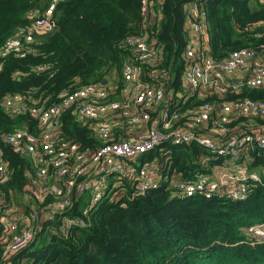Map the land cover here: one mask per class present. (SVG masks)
<instances>
[{"label":"trees","instance_id":"16d2710c","mask_svg":"<svg viewBox=\"0 0 264 264\" xmlns=\"http://www.w3.org/2000/svg\"><path fill=\"white\" fill-rule=\"evenodd\" d=\"M192 1L160 0L152 10L160 16L149 12L145 23L140 12L142 0H60L53 12L54 29L39 37L37 51L24 58L5 59L0 70V151L9 177L0 191L10 205L17 206L18 194L28 195L32 168L29 159L15 153L3 137L18 129L35 132L36 120L28 110L10 113L3 106V97L17 93L29 106H49L58 102L65 90L106 81L112 85L109 99H113L125 82L122 66L130 59V51L124 39L132 34L144 37L159 55L156 65L143 66L144 80L163 83L166 90L174 86L182 91L184 52L192 37L188 23ZM195 2L206 11L209 55L214 60L244 47L257 50L264 43V27L250 28L264 22L261 0ZM48 3L0 0V45L18 27L33 21L31 12L41 13ZM258 30L262 31L259 37L255 35ZM39 65L48 68L38 72ZM228 97L264 100V86L243 88ZM184 99L181 109L212 97L187 93ZM57 136L82 149L95 150L101 145L92 123L80 119L72 108L59 115ZM160 147L163 153L155 148L134 161L138 164L156 158L153 163L161 175L160 187L134 196L130 182L123 179L114 188L115 180L109 179L105 196L90 210L84 225L61 232L63 219L78 215L85 205L78 196L67 212L51 219L47 218L50 213L39 214L34 238L25 248L3 259L0 244V264H264V241L249 233L251 227L264 226V182L242 200L220 193L174 196L168 185L172 176L188 180L198 172L211 175L212 166L219 161L204 164L201 158L208 151L196 142H166ZM27 205L29 212L31 202Z\"/></svg>","mask_w":264,"mask_h":264},{"label":"built area","instance_id":"2783aa9c","mask_svg":"<svg viewBox=\"0 0 264 264\" xmlns=\"http://www.w3.org/2000/svg\"><path fill=\"white\" fill-rule=\"evenodd\" d=\"M59 1L49 0L41 13L31 12L33 21L18 27L3 41L0 70L6 58H24L37 51L39 37L54 29L53 12ZM158 1L142 0L140 12L145 23L149 12L160 16L158 11H152ZM188 14L192 37L184 52L183 82L191 90L204 89L212 97L197 106L181 109L184 95L168 97L163 83L144 80L143 66L156 65L159 55L144 37L135 34L124 39L130 59L122 66V77L130 84V93L121 99H109L112 87L107 82L65 90L59 94L58 102L49 106H29L25 97L17 93L3 97V106L10 113L28 110L36 120L35 132L18 129L3 137L15 153L29 159L32 168L28 172V195L25 194L31 200V211L10 205L0 191L3 259L32 242L39 214L50 213L47 218L51 219L67 212L78 196L83 197L85 205L78 215L63 219L61 232L84 225L90 210L105 196L109 179L115 180L114 188L123 179L130 182L134 196L160 187L161 175L153 163L157 159L138 164L134 161L155 148L163 153L160 146L166 142H196L208 151L202 162L218 160L212 169L222 168L218 173L212 170L211 175L195 173L188 180L172 176L168 185L174 196L220 193L231 200H242L253 187L263 184L264 100L228 96L243 88L264 86V43L257 50L244 47L214 60L209 55L205 9L194 0L188 5ZM261 25L264 27V22L259 21L250 28ZM255 35L261 36L262 31ZM46 68L47 65H39L36 70ZM161 75L165 76V72ZM68 108L92 123L101 140L98 148L82 149L78 143L57 136L58 117ZM1 156L0 151V185L9 177ZM249 233L250 237L264 241V226L251 227Z\"/></svg>","mask_w":264,"mask_h":264},{"label":"crops","instance_id":"0c3cea01","mask_svg":"<svg viewBox=\"0 0 264 264\" xmlns=\"http://www.w3.org/2000/svg\"><path fill=\"white\" fill-rule=\"evenodd\" d=\"M147 23H150V22H147ZM182 83H183V90L182 91H179L178 89H175L174 86H171L166 91L168 97L170 96V97L177 98V97H179L181 95L183 96L184 94H187V93H189V94L190 93L191 94H197V96H199V97H202V96H205L206 95L204 89H199V90L194 91V90H191L190 88H188L187 85L184 84L183 80H182ZM111 87H112V85H111ZM129 93H130V84L127 83V82H124L123 88L119 92L113 94L112 95V98H113V100L121 99V98L127 96ZM221 170H222V168H218V169L217 168H214L213 172L217 171V173H218ZM26 201L28 203L27 196H26ZM29 202H31V200Z\"/></svg>","mask_w":264,"mask_h":264},{"label":"rangeland","instance_id":"374dc122","mask_svg":"<svg viewBox=\"0 0 264 264\" xmlns=\"http://www.w3.org/2000/svg\"><path fill=\"white\" fill-rule=\"evenodd\" d=\"M21 193V192H20ZM16 202H15V204L17 205L16 207H18L19 209H24V211L25 212H27L25 209L27 208V201H26V196H25V194H23V193H21V194H18L17 196H16ZM33 203L35 204V206H38V203L37 202H35L34 200H33ZM25 215H27V214H25Z\"/></svg>","mask_w":264,"mask_h":264},{"label":"water","instance_id":"95a60500","mask_svg":"<svg viewBox=\"0 0 264 264\" xmlns=\"http://www.w3.org/2000/svg\"><path fill=\"white\" fill-rule=\"evenodd\" d=\"M103 83H105V81H103Z\"/></svg>","mask_w":264,"mask_h":264}]
</instances>
